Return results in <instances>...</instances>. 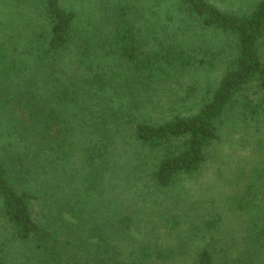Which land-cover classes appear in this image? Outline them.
<instances>
[{
  "label": "trees",
  "instance_id": "trees-1",
  "mask_svg": "<svg viewBox=\"0 0 264 264\" xmlns=\"http://www.w3.org/2000/svg\"><path fill=\"white\" fill-rule=\"evenodd\" d=\"M218 1L0 0V264H264V0ZM232 133L251 154L189 212Z\"/></svg>",
  "mask_w": 264,
  "mask_h": 264
},
{
  "label": "rangeland",
  "instance_id": "rangeland-1",
  "mask_svg": "<svg viewBox=\"0 0 264 264\" xmlns=\"http://www.w3.org/2000/svg\"><path fill=\"white\" fill-rule=\"evenodd\" d=\"M249 1L220 0L218 3L223 7L233 9L235 6L246 5ZM208 38L211 44L215 42L211 39V35ZM222 67L223 65L218 63L217 67L212 71L200 70L186 74L181 79L182 86H174L162 93L159 109L151 110L153 118L172 113L192 112L205 95V91L216 83L222 73ZM250 151V145L246 141L238 139V134L236 133L229 135L226 143H221L211 149L207 164L201 174L196 178L189 179L182 188H179L178 196H180V201L186 197L187 201L192 202L188 211L191 212L194 208L197 211L209 210V207L213 205L212 201L214 199L219 200V195L226 190L228 191L230 182L233 181V177L237 174L240 165L251 154ZM199 204H201L203 209L199 207ZM185 219L189 220L186 217ZM229 227L233 228V222L228 223Z\"/></svg>",
  "mask_w": 264,
  "mask_h": 264
}]
</instances>
